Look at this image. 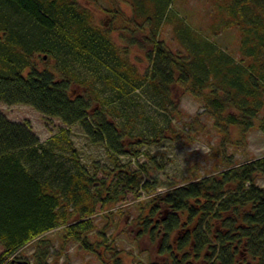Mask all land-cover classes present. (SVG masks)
Instances as JSON below:
<instances>
[{"label":"trees","instance_id":"16d2710c","mask_svg":"<svg viewBox=\"0 0 264 264\" xmlns=\"http://www.w3.org/2000/svg\"><path fill=\"white\" fill-rule=\"evenodd\" d=\"M123 1L131 14L113 0L106 8L112 21L100 28L81 0H0V102L29 104L63 122L41 140L29 119H10L0 109V264L12 257L17 264H57L72 241L101 264H124L108 225L95 222L99 203L105 210L124 191L144 193L138 238L147 235L162 256L146 264H264V184L257 182L264 154L236 161L225 152L238 144L232 128L264 132V0H212L224 26L238 28V55L182 21L174 0ZM167 24L176 45L161 35ZM113 29L124 46L112 40ZM131 46L144 50V72L130 62ZM177 86L213 117L223 154L222 166L183 180L163 176L165 165L154 155L152 164L138 160L146 153L141 145L179 136L172 119L181 114ZM148 98L169 115L147 114ZM139 116L148 123L139 127ZM73 124L105 146L110 174L100 177L98 165L91 170L83 162L69 136ZM57 228L54 253L48 233ZM30 243L32 259H24L19 252Z\"/></svg>","mask_w":264,"mask_h":264},{"label":"rangeland","instance_id":"374dc122","mask_svg":"<svg viewBox=\"0 0 264 264\" xmlns=\"http://www.w3.org/2000/svg\"><path fill=\"white\" fill-rule=\"evenodd\" d=\"M86 4L92 13L93 23L100 28L109 26L112 18L107 7L115 6L113 0H81ZM117 6L127 16L131 14V6L125 1H118ZM173 10L175 14L186 24L211 40L217 42L220 46L227 48L230 52L238 55L239 31L237 26H224L220 18V11L212 3V0H174ZM162 37L166 38L170 45H176L174 38L173 24H167L162 30ZM112 40L120 46L125 42L120 37V29H113L111 32ZM129 60L141 72L148 67L147 58L143 49L138 46L129 48ZM38 64L43 67L44 62L40 59ZM141 97H147L146 92L139 91ZM173 94L179 101L178 108L181 110L179 116L173 115V124L178 130L179 136L175 133H168L159 143L151 145H141L144 154L138 158L140 162L147 161L152 164L150 155L160 160L164 165L163 176H172L178 180L194 174H203L223 165V154L221 151L220 134L213 126V117L204 110L200 99L190 92H185L182 87L177 86ZM145 105L146 113L159 120L168 114L169 111L162 108L159 103L148 98ZM0 109L13 120L29 119L35 132L41 140L49 138L58 132L63 122L58 117L45 119L43 114L35 107L29 104L16 103L8 104L0 102ZM139 110V109H137ZM162 114V115H161ZM169 115V114H168ZM138 126H143V117H138ZM162 122V121H161ZM192 122V125H190ZM145 123V124H146ZM69 136L73 145L77 148L81 159L91 170L94 165H98V176H103L107 172L110 174L111 166L110 155L102 143H94L89 140L86 133L79 124H73L69 127ZM147 131L148 128L144 127ZM232 135L238 144L230 143L225 149L226 154L232 155L236 161L264 154V132L260 128L247 130L244 135L236 127L232 128ZM149 153V155L147 154ZM127 155L121 156L126 161ZM105 167L102 170V168ZM109 167V168H108ZM261 185L264 184V175L257 179ZM144 193L136 195L132 191H124L118 194L116 201H110L105 205V210L101 209V203L98 205V211L95 217L97 227L108 225L107 235L110 242L119 250L118 255L123 259L124 264H146L149 259H160L158 245L149 240L147 235L138 238V227L135 225V219L144 204ZM142 200V201H141ZM96 231L90 235L96 238ZM54 239L53 252L59 247L61 230L53 229L48 233ZM3 249L0 245V251ZM34 244L22 248L19 254L24 259H32ZM101 253L105 258L110 257V253L101 247ZM53 256V255H52ZM52 256L49 258L51 260ZM23 259V260H24ZM101 264L100 258L96 253L80 246L78 242L72 241L66 245L57 264Z\"/></svg>","mask_w":264,"mask_h":264},{"label":"flooded vegetation","instance_id":"af4514ba","mask_svg":"<svg viewBox=\"0 0 264 264\" xmlns=\"http://www.w3.org/2000/svg\"><path fill=\"white\" fill-rule=\"evenodd\" d=\"M20 262H21L20 259L12 257L10 263H11V264H17V263H20Z\"/></svg>","mask_w":264,"mask_h":264}]
</instances>
